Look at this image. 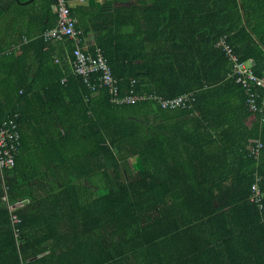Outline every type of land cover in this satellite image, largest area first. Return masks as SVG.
Returning a JSON list of instances; mask_svg holds the SVG:
<instances>
[{
	"label": "trees",
	"instance_id": "obj_1",
	"mask_svg": "<svg viewBox=\"0 0 264 264\" xmlns=\"http://www.w3.org/2000/svg\"><path fill=\"white\" fill-rule=\"evenodd\" d=\"M23 1L0 0V128L21 137L0 171V264H264V107L216 47L261 74L264 0H140L76 24L120 95L192 94L173 109L113 103L99 72L74 73L72 40L43 37L53 0Z\"/></svg>",
	"mask_w": 264,
	"mask_h": 264
},
{
	"label": "built area",
	"instance_id": "obj_2",
	"mask_svg": "<svg viewBox=\"0 0 264 264\" xmlns=\"http://www.w3.org/2000/svg\"><path fill=\"white\" fill-rule=\"evenodd\" d=\"M52 7L57 13V21L55 25L43 32L46 40H72L75 48L72 52V67L74 73H77L88 80L91 72H99V81L108 89L111 101L117 105L134 104L139 101L150 98L154 100L163 109H173L189 104L193 100L191 93L179 95L172 99H164L156 95L138 94L130 91L128 94L120 95L116 79L112 75L110 67L99 50H96L94 56L85 53L88 44L87 39L80 38L82 31L76 27V19L71 15L67 0H53ZM216 47L220 48L230 63V71L227 77H234L235 82L239 83L246 96L247 109L252 112H261L264 107V99H260L259 89L264 94V70L261 74L254 71V62L251 59L239 60L234 53L233 48L226 42L225 37H221L216 42ZM58 60V58H56ZM260 100V101H258ZM20 133L18 131V123L11 119L0 128V171L10 169L15 164V156L18 153L20 144ZM262 144L256 140L247 146L249 153L256 158L259 154ZM256 182L252 186L251 200L260 203L264 197V191L260 188L261 177H256ZM5 194L3 200L7 202L11 212L13 224L20 221L16 208L22 203L10 204L8 197V186L4 184ZM16 235H17V229Z\"/></svg>",
	"mask_w": 264,
	"mask_h": 264
},
{
	"label": "crops",
	"instance_id": "obj_3",
	"mask_svg": "<svg viewBox=\"0 0 264 264\" xmlns=\"http://www.w3.org/2000/svg\"><path fill=\"white\" fill-rule=\"evenodd\" d=\"M31 0H25L23 3L29 4ZM69 8L73 11L76 10L75 19L76 24L80 21L84 22H94L96 13H99L101 8H112L118 6H127V5H135L140 0H67ZM143 1V0H141ZM28 2V3H27ZM1 19V13H0ZM27 19V18H26ZM2 20V19H1ZM92 31L87 32L86 38L87 40L92 39ZM248 60V59H247Z\"/></svg>",
	"mask_w": 264,
	"mask_h": 264
}]
</instances>
